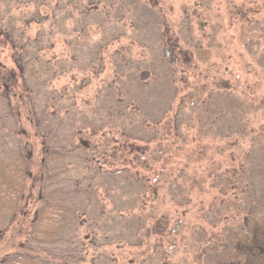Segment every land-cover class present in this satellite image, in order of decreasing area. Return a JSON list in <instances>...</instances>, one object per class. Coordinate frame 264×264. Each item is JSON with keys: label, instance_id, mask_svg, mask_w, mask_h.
I'll return each mask as SVG.
<instances>
[{"label": "rangeland", "instance_id": "374dc122", "mask_svg": "<svg viewBox=\"0 0 264 264\" xmlns=\"http://www.w3.org/2000/svg\"><path fill=\"white\" fill-rule=\"evenodd\" d=\"M0 31V162L29 157L0 261L264 264L221 176L251 153L264 229V0H0ZM135 173L157 186L142 203ZM47 197L70 211L54 244L29 238Z\"/></svg>", "mask_w": 264, "mask_h": 264}, {"label": "trees", "instance_id": "16d2710c", "mask_svg": "<svg viewBox=\"0 0 264 264\" xmlns=\"http://www.w3.org/2000/svg\"><path fill=\"white\" fill-rule=\"evenodd\" d=\"M2 35V31H0ZM5 39L8 42H11L8 34L3 33ZM13 48L16 47L14 45V42H12L11 45ZM264 56V55H263ZM264 61V59H261ZM263 65V64H262ZM20 77H22L20 75ZM15 80V79H11ZM24 84V83H23ZM3 90L5 93H7L8 88L3 87ZM223 92H226V88H223ZM9 94V93H8ZM19 97H15L13 95L12 99H16ZM206 103V101H205ZM205 105V104H204ZM240 105V104H238ZM237 107V106H236ZM215 123V121L212 122V124ZM263 127V125H260ZM224 128L229 132V135H231L232 132H234V129L236 132L240 133L241 135L245 134L244 125H237L235 123L234 125H224ZM241 128V130H239ZM222 130V128L220 127ZM177 130H173L172 137L175 139L177 137H180L177 133ZM147 142V141H145ZM172 145V144H170ZM128 146H123L122 149L124 150ZM179 148V147H177ZM134 149L138 150L137 146L131 144L129 145V151L133 152ZM168 151V147L160 146L155 151H152L150 153L153 154H164ZM251 151V150H250ZM43 157L48 158L50 160L56 159L59 157V154L51 151L50 149H44L43 150ZM245 157V158H244ZM243 157V161L239 162L235 166H231L228 169L224 171L221 176H226L224 178V192L228 189H233L234 193L230 195L229 201L234 203L240 202L242 203V206L244 207V214H243V226L240 229V237H244L245 239H253L252 231L254 230L256 236H261V239H264V229H261L260 227H257L255 229V225L253 224V220H255L254 216L256 213L260 211L258 209L259 205L262 202H257L255 199L257 198V194H254L256 191L255 183L252 180L248 183V178L244 177L246 172L248 173V168L251 165V153L245 152V155ZM250 158V160H248ZM134 164L136 165L141 164V161L138 157V155H134ZM132 162V163H133ZM28 164H29V157H21L16 158L11 161H1L0 162V235L3 230V223L5 221H12L16 214L18 213L20 203L22 201L24 191H25V176L27 175L28 170ZM144 164L145 161H144ZM249 165V166H247ZM182 170V169H180ZM183 171V170H182ZM113 172V171H109ZM181 172V171H180ZM163 174H161L162 176ZM126 180H129V183H138V186L140 189L139 196L142 198L141 200L138 199L140 203L145 201L146 195L153 194L154 190L157 188L154 181H151L147 176L145 175H138L135 173L133 175V178L124 177ZM223 178V177H222ZM161 181V179H160ZM177 183L176 178L172 179H163L159 186L162 185L163 187L166 186L167 188H172ZM176 187V186H175ZM264 188L260 190V193L263 195ZM239 194V195H238ZM213 203H211L210 206H212ZM70 218V211L68 209V206L64 202L63 199L54 198V197H47L42 202L41 205L37 211V215L35 216L34 220L31 222V229L29 231V238L33 242H37L40 244H54L56 243L61 235V232L68 226ZM148 218L146 215H139L137 217V220H141V223H139V226L137 229H140L142 226L145 227V222ZM254 218V219H253ZM257 220H263L262 218H257ZM143 223V224H142ZM142 226H141V225ZM143 229V228H142ZM262 233V234H260ZM0 264H53L51 261L44 260V259H38V258H30L23 255H10L6 256L5 259L0 261Z\"/></svg>", "mask_w": 264, "mask_h": 264}]
</instances>
